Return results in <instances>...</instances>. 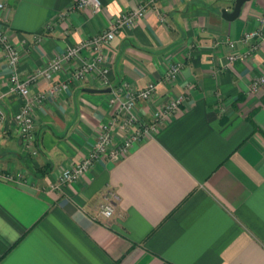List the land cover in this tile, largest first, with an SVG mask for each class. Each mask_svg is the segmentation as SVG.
<instances>
[{"label":"crops","instance_id":"crops-1","mask_svg":"<svg viewBox=\"0 0 264 264\" xmlns=\"http://www.w3.org/2000/svg\"><path fill=\"white\" fill-rule=\"evenodd\" d=\"M2 0L0 29L20 52L22 79L70 46L106 29L147 0ZM235 0H157L104 48L109 87L93 75L72 82L82 54L32 95L69 83L34 110L35 148L25 150L13 117L22 106L5 95L9 69L0 48V169L28 183L0 179V264H264V44L242 61L244 33L259 28L264 0H247L234 21L222 18ZM226 41L234 42L229 46ZM181 64L175 81L164 77ZM153 83L135 114L152 113L184 93L186 101L150 138L114 162L102 160L73 184L50 189L84 160L115 114L111 88ZM94 92H90V91ZM124 132L116 131L120 143ZM111 200L114 214L98 217Z\"/></svg>","mask_w":264,"mask_h":264},{"label":"built area","instance_id":"built-area-1","mask_svg":"<svg viewBox=\"0 0 264 264\" xmlns=\"http://www.w3.org/2000/svg\"><path fill=\"white\" fill-rule=\"evenodd\" d=\"M157 0H147L141 3L135 10H131L117 17L106 29L100 33L82 40L81 42L70 46L63 53L57 55L44 68L34 71L30 76L22 79L19 74L20 52L19 49L11 43L6 33L0 29V48L3 53L6 65L9 69V78L5 95H16L22 100V106L13 121L17 127L20 141L28 152L33 156L37 154L35 148V120L34 110L41 107L46 101L52 100L69 87V83H56L51 85L46 92L32 95L30 87L38 80L52 82L59 75L65 66L82 54H88L90 59L83 61L78 67L70 71V80L72 82L83 81L87 76L93 75L100 80L103 87H109L108 78L109 69L107 68L104 48L109 45L119 34L121 30L132 28L138 20L144 17L149 5ZM92 8L98 11L100 8L99 0H76L71 11L84 10ZM4 9V4L0 0V15ZM259 28L243 34L241 43L246 49L242 53L233 54L228 57V62L245 60L253 55L264 44V13L258 17ZM233 47L234 42L226 41ZM181 70V64H172L167 70L164 80L175 81ZM264 85V77L254 80L250 84V90L256 91ZM156 85L148 84L143 89H136L126 82H121L117 87L111 88L110 104L116 105V111L112 119L101 127L100 134L88 156L70 169L63 170L58 176L57 181L50 185V189H56L64 185L77 182L85 176L91 168L102 160L114 162L137 143L146 138H150L157 128L169 120L186 101V94L191 87L185 86L184 93L176 96L174 99L163 104L156 109L151 116L150 122L142 121L135 114V106L139 101H148L154 94ZM3 122L0 116V129ZM116 131L124 132V138L120 143L114 142ZM0 179L14 184L28 183L29 179L22 174H7L0 169ZM114 214V204L107 200L100 205L98 217L101 219H110Z\"/></svg>","mask_w":264,"mask_h":264},{"label":"water","instance_id":"water-1","mask_svg":"<svg viewBox=\"0 0 264 264\" xmlns=\"http://www.w3.org/2000/svg\"><path fill=\"white\" fill-rule=\"evenodd\" d=\"M245 2H247V0H235L231 12H228L226 10L222 11V18L225 19L226 21H234L236 18L239 17L241 9ZM90 92H94V91L92 90Z\"/></svg>","mask_w":264,"mask_h":264}]
</instances>
